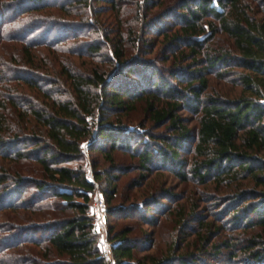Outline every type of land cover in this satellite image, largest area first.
<instances>
[{
  "label": "trees",
  "instance_id": "trees-1",
  "mask_svg": "<svg viewBox=\"0 0 264 264\" xmlns=\"http://www.w3.org/2000/svg\"><path fill=\"white\" fill-rule=\"evenodd\" d=\"M41 9L47 30L41 22L16 32L7 26ZM41 27L38 41L32 34ZM87 28L101 39L65 46ZM149 33L160 36L158 53L167 50L165 68L142 58L155 47ZM3 41L21 42L8 54L32 70L0 74V264H107L90 212L95 185L80 163L85 141L110 163L112 150L124 147L137 158L141 178L162 166L184 184H223V217L230 214L223 225L190 219L192 201L188 213L179 204L165 241L108 226L114 264H264V0H0ZM71 54L91 61L79 68ZM43 56L49 74L34 71ZM209 72L233 76L231 89L208 90ZM9 77L15 80L6 83ZM137 101L148 124L134 130L122 117ZM182 110L198 114L196 131ZM188 143L193 156L185 173L178 150ZM93 177L105 181L108 201L115 175ZM153 192L156 205L158 195L178 197L159 182ZM191 222L198 231L189 241L181 231ZM151 248L135 257L134 250Z\"/></svg>",
  "mask_w": 264,
  "mask_h": 264
},
{
  "label": "rangeland",
  "instance_id": "rangeland-1",
  "mask_svg": "<svg viewBox=\"0 0 264 264\" xmlns=\"http://www.w3.org/2000/svg\"><path fill=\"white\" fill-rule=\"evenodd\" d=\"M61 1V0H56ZM45 10H30L27 12L22 13L18 18H11V20L7 23V26L12 28L14 32L20 30L21 28H24L27 23L35 22L43 23V25L48 27L49 22H42L43 17L46 16ZM50 28V27H49ZM44 29L37 28L35 32L32 34V37L35 38V40L41 41L44 39L45 31L39 32L40 30ZM48 28H46L47 30ZM78 31V30H77ZM83 32V33H82ZM82 34H78L74 39L68 38L64 41L65 46L66 43H70L72 48L78 47L79 44H81L82 41H90V40H99L101 39L100 35L93 31L92 29L89 30V28L83 30ZM70 35V34H69ZM70 37V36H69ZM41 38V39H40ZM146 39L149 42H154L155 47L152 53L150 54H144L142 58L150 59L154 64H156L158 67L163 66L164 68L168 65L167 61L161 60L162 56L166 53L167 50H163L158 53V45L160 44V36H155L154 33H149L146 36ZM156 39V41H154ZM3 43V44H2ZM11 43L19 44L21 42L17 41H3L1 42L0 46V74L2 73H11L10 70H16L23 67L28 68L27 66H23L20 60V57L17 55H14L11 57L8 52L13 51ZM5 46V47H4ZM39 48V47H38ZM41 49V47L39 48ZM157 51V53H156ZM107 52V48L104 47L103 50H101L102 55ZM10 53V52H9ZM16 56V58H14ZM41 56V55H39ZM72 60L73 64L77 65L79 68H83L82 66L85 65V63H89L91 61V58L89 57H74V54H71L69 56ZM102 57V56H101ZM94 60L99 61L100 56L93 57ZM18 60V62H17ZM20 60V61H19ZM37 66L34 67V71L37 73H47L44 71L41 67L45 68L49 62L48 56L38 57ZM45 61V65H44ZM10 67V69L8 68ZM12 68V69H11ZM33 68V67H32ZM29 70H32L31 68H28ZM231 71H241V68L236 66L230 67ZM217 71L220 70L219 68L216 69ZM165 76H168V74L164 73ZM131 76V75H128ZM233 76H229L225 78L226 80H223V75L219 77L214 72L207 73V78L209 82V88L210 91H219L223 93L224 89H231V83L230 79H232ZM1 79H4L3 76ZM13 79V77H9L8 79H5L6 83H9L8 81ZM15 80V79H13ZM13 84V82H10ZM240 86L235 84L233 87L234 91H239ZM142 103L140 101L136 102L135 109L129 111L128 114L122 117L123 123L126 126V128L129 129H139V123L142 124H148V122H145V115L142 110ZM179 115L183 117L184 122L186 125L191 128V132L196 131V125H197V119L198 114L192 113L187 110H182L179 112ZM94 118H97V113L94 114ZM88 119L91 120V117H88ZM141 129V128H140ZM153 132L155 133H163L162 128H153ZM165 133V132H164ZM142 135V134H141ZM140 135V136H141ZM88 141H85L82 143V150H83V159L81 160V165L86 170V174L90 177V180L94 182L95 188L93 192L90 194V212H92V200L95 195H98L103 198L105 203V206L107 208L111 209L109 211L107 218L105 217V222L102 227V230H95L98 232V243L100 246L101 251L104 253L105 258L107 259V264H114L111 248L108 247L106 243H103V241H107L109 243H113V238H110L109 235V229L113 232L115 229L122 228L129 226L131 228L130 235H136L140 236L142 238H150V237H156V239H159L160 241H165L166 238H168V234L172 230L168 229V223L169 219H175V216L173 215L178 209L179 204L184 203L185 211L188 213L189 208L191 207V204L193 202L196 203L197 207H195L194 211V218L190 219H207L209 221L216 222L217 224L223 225V222L226 221V219L230 216L228 214L227 216L223 217V184H219L217 187L218 189H215V183L213 181H208L206 185L202 184H196L192 181H189L188 183L184 184L179 177L176 174H173L170 169L164 168V167H153L148 173L145 172L146 176H143L144 178H141V170L137 168V158L135 156H132L128 153L127 150H125L124 147H117L114 150H112V158L113 163H110L102 153H100L97 150H89L87 148ZM189 143L186 144V146L183 149H179V157L184 160V164L182 166V170L187 173L191 161L193 153L189 149ZM190 150V151H189ZM156 161V160H154ZM158 161V160H157ZM158 163V162H157ZM67 165H76V162H67ZM94 171H100L101 173H113L116 177V186L114 188V192L111 194L108 201L105 200L106 198V192H105V181L102 179H97L93 177ZM159 182L164 185V189H167V191L176 194L178 197L176 200H171L169 198H163V196H156V201L158 205L154 204L156 202H153L150 200L152 197L150 193L155 191L156 184ZM30 189V188H28ZM27 189V190H28ZM33 189V188H32ZM29 191V190H28ZM154 193V192H153ZM152 193V194H153ZM187 198V200H185ZM193 201V202H192ZM192 202V203H191ZM191 203V204H190ZM225 208V207H224ZM163 209L165 212H162ZM162 212V213H161ZM0 214V219H4L3 216ZM191 217V216H190ZM151 218V219H157V221L153 224H147L144 223L142 219ZM222 219V220H221ZM94 220V217H93ZM190 229H184V231H181V235H185L189 241H191L194 236V232L198 231L197 225L195 222H191ZM108 226L110 228L108 229ZM204 230V229H202ZM221 236L226 231H223L220 229ZM180 235V233H179ZM180 238V237H179ZM163 239V240H162ZM148 251V252H147ZM147 251H140L139 249L134 250V254L136 258H140L145 253L153 252L154 248H151ZM240 256L236 257V259L239 261ZM236 260V261H237ZM215 263V262H214ZM132 264H136L132 262ZM232 264H241V262H234Z\"/></svg>",
  "mask_w": 264,
  "mask_h": 264
},
{
  "label": "built area",
  "instance_id": "built-area-1",
  "mask_svg": "<svg viewBox=\"0 0 264 264\" xmlns=\"http://www.w3.org/2000/svg\"><path fill=\"white\" fill-rule=\"evenodd\" d=\"M87 178L90 180V177L86 174ZM91 194V193H90ZM92 213H93V227L98 231L102 230V227L104 225L105 220V214H106V206L105 202L102 197L95 195L92 200ZM103 243H106L108 247L111 248V243L107 241H103Z\"/></svg>",
  "mask_w": 264,
  "mask_h": 264
}]
</instances>
